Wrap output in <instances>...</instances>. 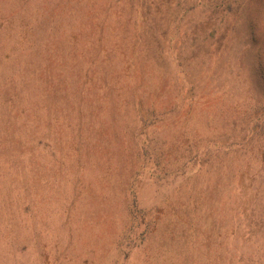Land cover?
Masks as SVG:
<instances>
[{"label":"rangeland","instance_id":"374dc122","mask_svg":"<svg viewBox=\"0 0 264 264\" xmlns=\"http://www.w3.org/2000/svg\"><path fill=\"white\" fill-rule=\"evenodd\" d=\"M142 1L0 0V264H264V0Z\"/></svg>","mask_w":264,"mask_h":264},{"label":"trees","instance_id":"16d2710c","mask_svg":"<svg viewBox=\"0 0 264 264\" xmlns=\"http://www.w3.org/2000/svg\"><path fill=\"white\" fill-rule=\"evenodd\" d=\"M142 1V0H141ZM145 3H146V0H144V1H142V4H143V6L141 5L140 7H139V18L141 19V23L143 24V26L145 25L144 23L146 22V17H148L149 16V12H150V10L148 9V7H147V5H145ZM167 3V2H166ZM149 4H151V3H149ZM152 5V4H151ZM10 108H12V111L15 109V110H18L17 109V107H10ZM8 134L9 133H4V136L5 137H8ZM16 135H17V133H15L14 134V136L13 137H16ZM10 137V136H9ZM18 139H20V137L18 136ZM10 140V139H9ZM17 143H19V142H17ZM20 144V143H19ZM23 146H25V143L23 144Z\"/></svg>","mask_w":264,"mask_h":264}]
</instances>
